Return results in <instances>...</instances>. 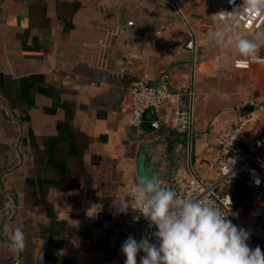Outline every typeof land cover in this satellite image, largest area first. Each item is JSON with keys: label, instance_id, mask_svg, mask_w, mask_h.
Instances as JSON below:
<instances>
[{"label": "crops", "instance_id": "obj_1", "mask_svg": "<svg viewBox=\"0 0 264 264\" xmlns=\"http://www.w3.org/2000/svg\"><path fill=\"white\" fill-rule=\"evenodd\" d=\"M224 1L184 0V20L169 0H0V264H124L127 213L116 214L113 200L129 202L128 186L141 179L147 148L160 154L170 175L211 180L207 159L222 131L255 116L244 142L264 136V46L256 62L238 67L244 58L214 43L210 34L225 24L215 16ZM253 37L264 41V30L247 38ZM26 77L27 112L23 87L11 83ZM141 78L172 91L193 89L180 101L194 110L191 133L155 111L137 131L130 90ZM68 118L87 175L79 188L53 186L44 202L27 206V165L41 167L35 157L43 137L58 134ZM28 129L35 144H24ZM248 194L252 206H240L236 225L250 231V247L264 251V187ZM20 225L26 247L15 252L9 238Z\"/></svg>", "mask_w": 264, "mask_h": 264}, {"label": "clouds", "instance_id": "obj_2", "mask_svg": "<svg viewBox=\"0 0 264 264\" xmlns=\"http://www.w3.org/2000/svg\"><path fill=\"white\" fill-rule=\"evenodd\" d=\"M229 2L234 5V10L222 11L215 16L227 18L236 9L253 19L264 15V0H241L239 5H235V0ZM233 33V26L225 23L210 36L216 45L231 48L244 58L237 62L238 67L256 62L264 41ZM255 183L259 185L258 177ZM129 195L131 202L113 200L116 214H126L131 207L139 213L134 220L143 217L149 222L148 227L156 230L139 241L132 235L127 237L120 249L126 258L124 264H138L140 253L143 255L139 264H264V251L260 246L252 248L248 243L250 231L228 218L233 215L231 205L225 211L215 202L178 195L171 186L162 184L156 173H146L129 189ZM3 230L7 234L9 225L5 224ZM153 238L157 243L152 242ZM9 247L15 252L25 249L23 225L13 229Z\"/></svg>", "mask_w": 264, "mask_h": 264}, {"label": "built area", "instance_id": "obj_3", "mask_svg": "<svg viewBox=\"0 0 264 264\" xmlns=\"http://www.w3.org/2000/svg\"><path fill=\"white\" fill-rule=\"evenodd\" d=\"M169 1L177 16L186 20L182 5L184 0ZM240 3L241 0H235V5ZM233 10L234 5L229 0H225L222 9L217 13ZM218 18L224 23H230L234 31L241 36L248 37L257 31L264 30V15L253 19L241 14L240 9H236L234 13L229 14V17ZM238 61L235 63L236 66ZM130 92V123L136 127L138 132H142L144 117L149 111L163 112L165 121L171 123L180 133L192 132L195 122L194 110L192 106L183 107L180 101L183 94L193 97V89H185L184 92L172 91L167 84L152 85L141 78L132 84ZM254 119L255 116L240 119L232 129L222 131L217 136L216 154L207 159V164L214 173L213 179L208 180L195 174L175 173L170 175L169 179L161 180V183L171 186L178 195L215 202L225 211L231 205L233 215L228 218L237 224L242 217L243 210L237 205L234 194L235 182L245 183L249 198L256 197L258 191L264 187V136L253 140L249 145L244 142L246 127ZM256 177L260 180L259 185L255 183ZM136 185L137 182L129 184L128 195L129 189ZM129 197V202H131V196ZM261 203L263 206L261 211L264 212V201ZM138 215V212H134L129 207L125 221V239L132 235L139 241L142 236L156 230L154 227L149 228V222L143 217L138 221L134 220V217ZM152 242L157 243L154 238ZM142 255L143 253L139 254V256Z\"/></svg>", "mask_w": 264, "mask_h": 264}, {"label": "trees", "instance_id": "obj_4", "mask_svg": "<svg viewBox=\"0 0 264 264\" xmlns=\"http://www.w3.org/2000/svg\"><path fill=\"white\" fill-rule=\"evenodd\" d=\"M30 78L26 77L11 82L23 87V110L25 112L28 111L31 104L30 87L24 88L27 83L30 84ZM72 127L69 118L60 121L58 123V134L42 139L43 149H40L35 157L37 165L41 167L38 170H33L31 162L28 163L24 192L27 206L32 203L44 202L47 191L53 186L62 190L79 188L81 175H87L83 157L79 153V147L82 146V143L79 140L77 130L72 129ZM35 139L36 137L28 129V135L24 136V144L29 140L35 144ZM247 189L242 181L235 182L234 194L238 206L242 204L238 202V198H245ZM27 226L29 227V225ZM23 228L25 229V226Z\"/></svg>", "mask_w": 264, "mask_h": 264}, {"label": "water", "instance_id": "obj_5", "mask_svg": "<svg viewBox=\"0 0 264 264\" xmlns=\"http://www.w3.org/2000/svg\"><path fill=\"white\" fill-rule=\"evenodd\" d=\"M140 159L141 168L150 170L154 168L152 173H156L159 176L160 181L169 179L170 171L167 168H161L162 164L164 163V159L160 158V154L157 153L154 148H147V150L141 154Z\"/></svg>", "mask_w": 264, "mask_h": 264}, {"label": "rangeland", "instance_id": "obj_6", "mask_svg": "<svg viewBox=\"0 0 264 264\" xmlns=\"http://www.w3.org/2000/svg\"><path fill=\"white\" fill-rule=\"evenodd\" d=\"M139 171H140V175H141V178H142L145 174L143 173L141 167H140V170ZM238 202L239 203H242L241 205L244 206L245 209L248 208L249 206H252L251 203H253L252 200L248 201V199L241 198V197L238 198Z\"/></svg>", "mask_w": 264, "mask_h": 264}]
</instances>
